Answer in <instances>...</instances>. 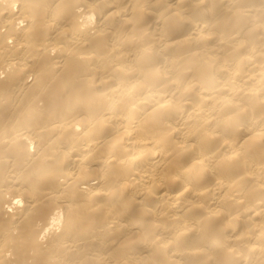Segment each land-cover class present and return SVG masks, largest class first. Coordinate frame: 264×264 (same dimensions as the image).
I'll return each instance as SVG.
<instances>
[{"label": "bare ground", "instance_id": "6f19581e", "mask_svg": "<svg viewBox=\"0 0 264 264\" xmlns=\"http://www.w3.org/2000/svg\"><path fill=\"white\" fill-rule=\"evenodd\" d=\"M0 264H264V0H0Z\"/></svg>", "mask_w": 264, "mask_h": 264}]
</instances>
